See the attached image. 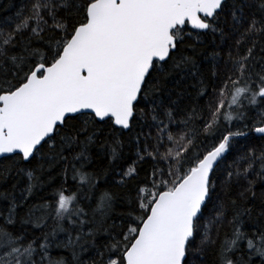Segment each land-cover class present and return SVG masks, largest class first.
<instances>
[{
    "label": "snow or ice",
    "instance_id": "snow-or-ice-1",
    "mask_svg": "<svg viewBox=\"0 0 264 264\" xmlns=\"http://www.w3.org/2000/svg\"><path fill=\"white\" fill-rule=\"evenodd\" d=\"M0 264H264V0L0 18Z\"/></svg>",
    "mask_w": 264,
    "mask_h": 264
},
{
    "label": "trees",
    "instance_id": "trees-1",
    "mask_svg": "<svg viewBox=\"0 0 264 264\" xmlns=\"http://www.w3.org/2000/svg\"><path fill=\"white\" fill-rule=\"evenodd\" d=\"M26 0H0V18L14 16L16 11L25 4ZM262 189L257 186L256 193L260 196ZM257 211L259 210V201H256Z\"/></svg>",
    "mask_w": 264,
    "mask_h": 264
}]
</instances>
